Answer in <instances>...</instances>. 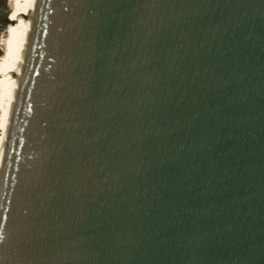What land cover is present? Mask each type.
Returning <instances> with one entry per match:
<instances>
[{
	"label": "water",
	"instance_id": "water-1",
	"mask_svg": "<svg viewBox=\"0 0 264 264\" xmlns=\"http://www.w3.org/2000/svg\"><path fill=\"white\" fill-rule=\"evenodd\" d=\"M0 172V264H264V0H38Z\"/></svg>",
	"mask_w": 264,
	"mask_h": 264
},
{
	"label": "bare ground",
	"instance_id": "bare-ground-1",
	"mask_svg": "<svg viewBox=\"0 0 264 264\" xmlns=\"http://www.w3.org/2000/svg\"><path fill=\"white\" fill-rule=\"evenodd\" d=\"M12 16L18 23L13 33L5 39L9 52L1 56L0 75V172L3 168L8 132L12 124L14 104L21 85V75L26 62L27 43L32 36L33 16L38 0H12ZM7 51V50H6Z\"/></svg>",
	"mask_w": 264,
	"mask_h": 264
},
{
	"label": "rangeland",
	"instance_id": "rangeland-1",
	"mask_svg": "<svg viewBox=\"0 0 264 264\" xmlns=\"http://www.w3.org/2000/svg\"><path fill=\"white\" fill-rule=\"evenodd\" d=\"M13 4L12 0H0V61L1 56L9 52L5 48V39L13 33V26L17 25L18 21L13 18ZM7 50V51H6ZM5 74L0 75V87H2V78Z\"/></svg>",
	"mask_w": 264,
	"mask_h": 264
}]
</instances>
